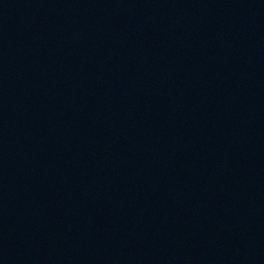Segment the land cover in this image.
I'll list each match as a JSON object with an SVG mask.
<instances>
[{"label":"water","instance_id":"95a60500","mask_svg":"<svg viewBox=\"0 0 264 264\" xmlns=\"http://www.w3.org/2000/svg\"><path fill=\"white\" fill-rule=\"evenodd\" d=\"M0 264H264V0H0Z\"/></svg>","mask_w":264,"mask_h":264}]
</instances>
